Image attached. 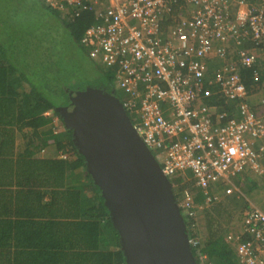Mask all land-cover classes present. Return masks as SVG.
<instances>
[{"label": "built area", "instance_id": "built-area-1", "mask_svg": "<svg viewBox=\"0 0 264 264\" xmlns=\"http://www.w3.org/2000/svg\"><path fill=\"white\" fill-rule=\"evenodd\" d=\"M63 1L71 7L85 2V9L96 10V22L86 30L83 43L94 62L116 71L123 105L170 180L190 172L208 206L218 201L210 195L214 185L230 187L245 170L264 174V150L255 147L257 140H264V114L249 106L250 94L239 71L258 62L244 45L252 42L259 48L264 43V6L256 8L249 0ZM172 14L174 25L166 36L164 24ZM212 60L222 65L211 77ZM204 81L228 101H240V119L203 104L212 94L197 85ZM55 124L60 126L59 120ZM179 207L194 219L190 192L185 191ZM240 224L226 236L240 264H264V212L250 207L242 212ZM190 242L197 245L194 239Z\"/></svg>", "mask_w": 264, "mask_h": 264}, {"label": "trees", "instance_id": "trees-1", "mask_svg": "<svg viewBox=\"0 0 264 264\" xmlns=\"http://www.w3.org/2000/svg\"><path fill=\"white\" fill-rule=\"evenodd\" d=\"M37 1H32L30 7L34 21L43 19L45 11L56 21V30L54 35L38 43L44 55L39 60L47 71L36 78L23 74L27 67L17 65L28 50L19 24L26 18L24 2L15 0L9 13L0 10V264H126L119 234L101 191L88 174L84 157L74 147L72 132L64 127L61 117L69 106L70 91H84L87 86L107 92L115 90L116 71L101 68L98 73L102 74L103 83L100 79L81 82L75 74L76 68H83L84 58L91 68L95 66L90 47L83 39L86 30L95 24L97 12L85 9V2L71 7L63 0ZM19 9L22 11L14 16ZM68 43L70 48L74 45L71 56L78 63L76 68L70 62L61 66L72 77L71 82H63L57 69L62 64L60 52L65 51ZM259 50L264 51V43ZM256 65L243 71L249 91L264 81V63L259 66L258 61ZM255 70L261 72L258 80L253 79ZM133 117L134 121L139 119L137 115ZM56 118L63 128L54 123ZM261 176L245 170L235 182L244 178L245 193L250 195L259 188L255 178ZM175 182L171 179L179 202L187 184L181 185L178 181L177 189ZM13 186L23 192L25 208L31 217L12 220L2 214H7L4 208ZM192 191L197 211L194 219L188 218L184 210L181 212L190 240L197 242L192 246L197 263L240 264L224 234L235 211L248 209L247 202L232 196L224 202L205 206L202 191L197 187ZM224 191L222 185H216L210 195L217 196ZM200 206L203 208L198 209Z\"/></svg>", "mask_w": 264, "mask_h": 264}, {"label": "water", "instance_id": "water-1", "mask_svg": "<svg viewBox=\"0 0 264 264\" xmlns=\"http://www.w3.org/2000/svg\"><path fill=\"white\" fill-rule=\"evenodd\" d=\"M100 189L126 264H198L173 186L114 91H70L61 115Z\"/></svg>", "mask_w": 264, "mask_h": 264}, {"label": "crops", "instance_id": "crops-1", "mask_svg": "<svg viewBox=\"0 0 264 264\" xmlns=\"http://www.w3.org/2000/svg\"><path fill=\"white\" fill-rule=\"evenodd\" d=\"M249 3L256 8H260V7L264 6V0H249ZM180 7H182V6H180ZM171 17L173 18V14H172V16H170V18H166L168 20L164 24V33L166 34V36L168 35L169 29L171 28V26L173 27V25H174V22L171 21L172 20ZM244 48H245V50L255 54L258 57L259 66L262 63H264V51L263 50H259V48H256L252 42H247L244 45ZM232 49H233V54H234L233 55V62L237 64L238 63L237 47L234 44H232ZM257 64H258V62H257ZM221 65H222L221 61L212 60V63L210 65L211 66L210 67L211 68V77L213 76V74L215 72H217V70L220 69ZM100 66L104 71L106 70V68L104 66H102V65H100ZM245 70H247V69H243L240 67L239 71H240L242 78H243V71H245ZM255 71L257 73V76L255 74H253V79L258 80V79H260L261 72L259 70L258 71L255 70ZM243 81H244V78H243ZM244 84H245V82H244ZM197 85H202L205 89L209 90L212 93L210 97L206 98L203 101V104H205L206 106H212V107L216 108L218 112L226 113L231 118H234L237 120L240 119V109H239L240 101L239 100L228 101L223 96H221V94L218 93V89L216 86H208L205 81H204V83H198ZM249 94L250 95H249L247 102H248L249 106L251 107V109L254 110L255 112H257V114H259V115L264 114V81L262 84L258 83V85L253 86L252 90L249 91ZM17 134L19 135V132ZM20 141L21 140L19 138L18 144L20 143ZM255 147L258 150H260V149L264 150V140H257L255 143ZM258 176H260V175H258ZM178 177H181V178H178ZM262 177H264V176L262 175L261 177H258L255 179L258 181H261ZM172 180H174V182L176 181L175 185H176L177 189H178V181L181 183V185L187 184V188L185 190H183L179 200H181V199L183 200L185 191L190 192V194L193 196L192 190L195 189L196 186H195V183L192 179V175L190 172L185 173V175H183V176L178 175L175 178H173ZM236 180H238V178ZM239 180L240 181H238V182H241L244 180V178H242V180L241 179H239ZM262 183L264 184V180ZM216 185H222L225 188L224 192L220 193V195H217L218 201L216 203H221V202H224L226 199H229V196L226 193L228 186L224 183H218ZM216 185H214L212 188L216 187ZM17 189H18V187H16V186L12 187V190H14V191L11 194H9V195H11V197L9 196L10 199H9V202L7 203V207L4 208L7 212V214L2 212L3 215H6L8 218H10L12 220H22L25 218H29L28 215L30 214L28 211V208H25V201H24L25 197H23V192L21 190H17ZM257 190H259V188ZM257 190L253 191L249 195V196H251L250 199L247 197V199H249L248 201L246 200V202L248 204V209L250 207L255 206V207L260 208L262 211H264V195L260 196V193H258ZM254 192H255V194H254ZM18 196H20V197H18ZM21 206H22V208H20ZM237 210H239L238 213H235V215H232V217H231L233 219V222L235 219H238L239 213L241 214L246 209L241 208V209H237ZM29 216L31 217L32 215H29ZM231 220H230V223L228 225V230L224 234L225 241H227L226 236L230 233V231L232 229L233 222L231 223ZM245 239H247V238L245 237ZM227 243H228V241H227ZM229 245L234 249V253L237 254L236 249H235V245L230 244V243H229ZM202 259H204V258H202ZM238 261H239V259H238Z\"/></svg>", "mask_w": 264, "mask_h": 264}, {"label": "rangeland", "instance_id": "rangeland-1", "mask_svg": "<svg viewBox=\"0 0 264 264\" xmlns=\"http://www.w3.org/2000/svg\"><path fill=\"white\" fill-rule=\"evenodd\" d=\"M22 1L24 2V7L27 13H26V18L22 22H19V24H20V31H21L22 39L25 40V46L28 48V50H27V54L17 61V65H18V68L27 67L24 71H22L23 74H25L26 76H34L36 78L37 76L44 75L47 71L46 66L42 64L43 61H40L44 57V55H43L41 46L38 43L40 39L47 40L51 34L54 35V32L56 30V26L54 24L56 23V21L52 18V16L50 15L48 16V14L45 11L42 14L43 19L34 21L35 16L30 13V7H31L32 1H36V2L38 1L37 0H22ZM14 5H15V0H0V10L1 11H6L7 13H9L11 10V7ZM21 11L22 9H19V12H15L13 15L17 16L16 13L19 14ZM39 26L41 29L38 28ZM59 39L61 38H58V40ZM43 45L44 47H46L45 44ZM71 51H75L74 45L71 46L70 48V45L68 43V46L65 48V51L60 52V57H61L60 60L62 61V64H60L57 71H58V76L60 80L63 82L65 80L71 82L72 77L66 75L61 66L67 65V63L70 62L69 65L73 66L72 68H76V65L78 63V59L75 56L74 57L71 56ZM82 63H84L83 68L80 70L76 68V72H75L76 76L78 78H81L80 79L82 80L81 82H84V81L95 82V81H98L99 79L102 82V78H101L102 74L98 73L99 70L101 69L100 64H97L95 62V66L91 68L86 58H84V61H82ZM84 77H87V78L84 80L82 79ZM114 85H115V82H114ZM88 87L89 86H87V88ZM118 95L121 101L124 100L123 93L119 90H118ZM60 127H61V124H60ZM61 128H63V126ZM178 178H181V177H178ZM235 179L231 180L232 186L228 187V189L231 190V193L228 194L227 190H226V193L228 194L229 197L237 196V198H239L240 200H244V202H246V200L248 201L251 198V196L245 193L246 189H244L243 187L245 186L244 182L241 181V182H237L238 184H236ZM263 180H264V177H262L261 181L257 180L258 187H259V190L257 191L258 193H260V196L264 195V184L262 183ZM254 191H256V189ZM247 197L249 199H247ZM238 211L239 210L235 211V213H238ZM235 213L233 215H235ZM241 217H242V213L241 214L239 213L238 219H235L234 222H233V219L231 218L232 219L231 223L233 222V225H232V229L230 233H235V231H237L241 227V224H240Z\"/></svg>", "mask_w": 264, "mask_h": 264}, {"label": "clouds", "instance_id": "clouds-1", "mask_svg": "<svg viewBox=\"0 0 264 264\" xmlns=\"http://www.w3.org/2000/svg\"><path fill=\"white\" fill-rule=\"evenodd\" d=\"M211 65V64H210ZM209 65V66H210ZM211 67V66H210ZM210 73H211V68H210ZM102 89V88H101ZM115 93H117L118 92V90L116 89V87H115V90H113ZM111 92V91H110ZM117 96V95H116ZM120 99V98H119ZM122 102V104H123V100L121 101ZM127 111V110H126ZM128 113V112H127ZM129 115V114H128ZM129 117H130V119H131V121H132V117L129 115ZM57 120H59V118H56ZM59 122H60V120H59ZM54 123H55V120H54ZM132 123H133V121H132ZM60 124H61V127L63 126V124L60 122ZM58 131H60V130H58ZM57 131V132H58ZM170 180V179H169ZM171 181V180H170ZM178 204H179V202H178Z\"/></svg>", "mask_w": 264, "mask_h": 264}, {"label": "flooded vegetation", "instance_id": "flooded-vegetation-1", "mask_svg": "<svg viewBox=\"0 0 264 264\" xmlns=\"http://www.w3.org/2000/svg\"><path fill=\"white\" fill-rule=\"evenodd\" d=\"M117 97L119 98L118 92L116 93Z\"/></svg>", "mask_w": 264, "mask_h": 264}]
</instances>
